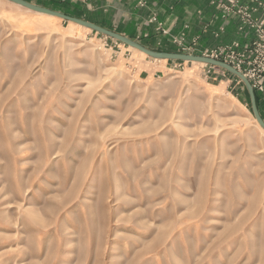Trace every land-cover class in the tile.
Segmentation results:
<instances>
[{
    "label": "rangeland",
    "instance_id": "obj_1",
    "mask_svg": "<svg viewBox=\"0 0 264 264\" xmlns=\"http://www.w3.org/2000/svg\"><path fill=\"white\" fill-rule=\"evenodd\" d=\"M0 0V264H264L244 84Z\"/></svg>",
    "mask_w": 264,
    "mask_h": 264
},
{
    "label": "crops",
    "instance_id": "obj_2",
    "mask_svg": "<svg viewBox=\"0 0 264 264\" xmlns=\"http://www.w3.org/2000/svg\"><path fill=\"white\" fill-rule=\"evenodd\" d=\"M27 1L95 23L153 50L205 56L234 44L244 50L255 39V29L244 23L239 10L244 9L254 22L264 19V0H236L233 7L228 4L231 9H226L225 2L219 0ZM256 95L264 119V93L256 91Z\"/></svg>",
    "mask_w": 264,
    "mask_h": 264
},
{
    "label": "water",
    "instance_id": "obj_3",
    "mask_svg": "<svg viewBox=\"0 0 264 264\" xmlns=\"http://www.w3.org/2000/svg\"><path fill=\"white\" fill-rule=\"evenodd\" d=\"M9 2L18 4L26 9H29L33 12L40 13V14H47V15H52L55 17H59L63 20L70 21L73 23H76L78 25H81L83 27L89 28L93 31H96L98 33H101L107 37L116 39L125 45H128L134 49H137L139 51L144 52L147 56L158 59V60H178V61H189V62H199V63H204L208 65H212L214 67L223 69L230 74L234 75L240 81L244 84L249 98H250V103H251V109L253 112V115L257 121V123L261 126L262 129H264V119L260 113L259 107H258V102H257V95L254 87L252 86V83L250 80L237 68H235L233 65L223 61L219 60L214 57L210 56H205V55H196V54H191V53H180V52H166V51H157L150 49L146 47L145 45L137 42L136 40H133L127 36H124L122 34H119L117 32H114L112 30L106 29L100 25H97L95 23L77 18L75 16H70L65 13L43 7L40 5H37L35 3L29 2L27 0H7Z\"/></svg>",
    "mask_w": 264,
    "mask_h": 264
},
{
    "label": "built area",
    "instance_id": "obj_4",
    "mask_svg": "<svg viewBox=\"0 0 264 264\" xmlns=\"http://www.w3.org/2000/svg\"><path fill=\"white\" fill-rule=\"evenodd\" d=\"M225 2L226 9H231L236 0H219ZM228 4H231L229 7ZM244 17V23H247L250 27L256 31V37L252 43L244 50L238 49V44L231 46H225L216 50L210 57L223 60L239 71H241L252 83L255 91L264 93V19L259 21H252L250 14L244 9L239 10Z\"/></svg>",
    "mask_w": 264,
    "mask_h": 264
},
{
    "label": "bare ground",
    "instance_id": "obj_5",
    "mask_svg": "<svg viewBox=\"0 0 264 264\" xmlns=\"http://www.w3.org/2000/svg\"><path fill=\"white\" fill-rule=\"evenodd\" d=\"M18 5V4H17ZM20 6V5H19ZM137 50V49H136ZM139 51V50H138ZM140 52H142V51H140ZM142 53H144V52H142ZM145 54V53H144ZM260 128H261V126H260ZM262 129V128H261ZM262 131L264 132V129H262Z\"/></svg>",
    "mask_w": 264,
    "mask_h": 264
},
{
    "label": "trees",
    "instance_id": "obj_6",
    "mask_svg": "<svg viewBox=\"0 0 264 264\" xmlns=\"http://www.w3.org/2000/svg\"><path fill=\"white\" fill-rule=\"evenodd\" d=\"M257 102H258V98H257Z\"/></svg>",
    "mask_w": 264,
    "mask_h": 264
}]
</instances>
